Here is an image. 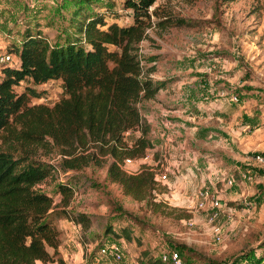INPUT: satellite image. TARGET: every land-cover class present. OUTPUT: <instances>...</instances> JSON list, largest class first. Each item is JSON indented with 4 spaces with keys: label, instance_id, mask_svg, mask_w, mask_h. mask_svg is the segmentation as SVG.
<instances>
[{
    "label": "rangeland",
    "instance_id": "obj_1",
    "mask_svg": "<svg viewBox=\"0 0 264 264\" xmlns=\"http://www.w3.org/2000/svg\"><path fill=\"white\" fill-rule=\"evenodd\" d=\"M32 1L36 7L30 6ZM74 1L0 0V41L6 45L12 41L18 43L23 18L25 23L33 24V19L36 25L48 29V37L53 41L58 29L68 25ZM124 1L107 2L118 14V22L123 24L131 20V9L124 6ZM148 11L151 24L138 44L141 50L137 49L144 75L153 65L149 75L164 81L163 87L191 74H205L219 81L216 85L225 91L221 97L231 98L226 101L229 112L220 116L234 122V126L244 124L240 136L245 139L234 144L222 135L213 137L216 142H222L210 152L203 151L196 142L188 145L184 141L183 148L188 154L198 152L195 155L201 160L197 164L200 171L206 172L205 166L211 165L209 171L215 167V176L203 178L200 174L191 190L190 178L183 179L186 185H179L175 183V173L167 169L168 178L156 182L148 199L140 200L123 192L117 182L109 179L106 165L90 163L46 178L39 187L53 198L54 205L47 219L59 232L58 256L66 263L89 262L92 251L100 243L119 241L124 255L114 264H147L148 253L158 258L163 250L170 249L178 251L185 264H256L258 261L264 264V249H261L264 248V164L254 160L255 153L264 152V0H154ZM17 62L18 56L11 61ZM25 87L35 91L29 97V105L51 107L68 96L59 78L42 83L22 80L15 89L20 92ZM149 98L138 103L146 120V114L158 116V111H150L161 106H153L155 101L166 105L157 97L148 103ZM236 108L241 109L240 114H234ZM172 130L176 132L173 127ZM141 133L139 127L129 129L125 138L131 143ZM145 135L151 141V146L146 148L149 158L145 165L151 164L148 166L163 171L168 162L167 148L159 143L160 138L151 131V124ZM168 142H172V136ZM0 149L54 165L61 160L58 147L52 142L26 144L9 136L5 129L0 130ZM235 157H242V164H235ZM138 160L140 157L135 161ZM136 165L140 170L142 164ZM229 177L233 179L232 184L227 182ZM62 181L73 185L68 205L63 204V194L58 188ZM176 185H179L177 189ZM201 188L208 189L225 203L217 218L223 230L219 241L210 231L212 210L196 207V192ZM78 211L91 219L90 227L84 232L67 216V212Z\"/></svg>",
    "mask_w": 264,
    "mask_h": 264
},
{
    "label": "trees",
    "instance_id": "obj_2",
    "mask_svg": "<svg viewBox=\"0 0 264 264\" xmlns=\"http://www.w3.org/2000/svg\"><path fill=\"white\" fill-rule=\"evenodd\" d=\"M153 1L125 0L131 20L123 24L108 0H75L68 25L58 29L53 41L44 26L33 19V24L25 23L23 18L18 43L5 46L18 62H0V130L26 144L52 142L61 160L54 165L0 149V264H35L36 260L85 264L66 263L58 256L59 232L47 219L53 198L38 184L58 171L67 173L90 163L106 165L109 179L123 192L140 200L152 196L156 181L150 166L126 173L119 162L124 157L139 158L151 146L145 135L150 124L138 103L154 96L164 81L151 78L153 65L144 75L137 49L151 24L148 10ZM30 6L36 7V2ZM52 78L63 81L68 96L51 107L29 105L35 93L31 87L15 89L22 80L42 83ZM138 127L142 133L130 143L125 133ZM58 188L68 205L73 185L62 181ZM67 216L82 232L90 227V216L84 212H67ZM146 262L164 264L151 253Z\"/></svg>",
    "mask_w": 264,
    "mask_h": 264
},
{
    "label": "crops",
    "instance_id": "obj_3",
    "mask_svg": "<svg viewBox=\"0 0 264 264\" xmlns=\"http://www.w3.org/2000/svg\"><path fill=\"white\" fill-rule=\"evenodd\" d=\"M217 83L219 84L220 82L213 80V78L205 74H191L180 77L171 83H166L163 88L158 90L155 97L164 101L166 105H162L163 103L155 101V97L149 98L148 100V103L155 101L153 106L156 104L161 105L159 109L150 110L151 112L158 111V116H156V118L153 113L148 114V116L146 114V117L151 124V131L160 138L159 143L167 148L168 162L166 168L168 170L171 169L175 173V183L179 185H186L187 183L183 179L190 178L189 184L191 185V190L194 180L200 176V174H203V178L211 176V174L215 176L213 171L216 168L214 167L209 171L211 165H209V168L208 165H206V172L200 171V167L197 164H200L199 162H201V160L198 155H195L198 152L194 150V154H188L183 148V145L185 146L184 141H186L188 145L189 142L190 144L196 142L198 147L203 151L210 152V150L213 151L217 143L221 144L222 142H216V140L212 139L213 137H220V135H222L225 139L227 137L228 142L234 144L245 139V136H242V139L240 136L245 126L244 124H241V126H234V122H227L220 116L223 112H229L226 101L229 102L231 98L221 97L225 91L221 89L220 86L218 87L216 85ZM215 94H218L219 97ZM240 110L241 109L236 108V113L234 114H240ZM172 127L176 132H173ZM224 132L228 133V135L224 134ZM171 136L172 142L169 143L168 139H170ZM157 145L159 144H156V146ZM204 147H206V149H204ZM244 155L242 156L243 158ZM242 157H235V164H242L240 161ZM207 161H210V159L208 158ZM214 161L219 160L214 158ZM146 162V159L140 158L136 164L143 165L147 164ZM182 180L183 182H181ZM179 185H176L175 189H177ZM35 264L43 263L40 260H36Z\"/></svg>",
    "mask_w": 264,
    "mask_h": 264
},
{
    "label": "built area",
    "instance_id": "obj_4",
    "mask_svg": "<svg viewBox=\"0 0 264 264\" xmlns=\"http://www.w3.org/2000/svg\"><path fill=\"white\" fill-rule=\"evenodd\" d=\"M5 46L6 43L0 41V62L4 61L11 63V61H13L17 57V55L13 52L6 50ZM140 50L141 48H138V51ZM232 97L233 99L237 100L236 96H232ZM148 156H149L148 154H144L140 158L148 159L149 158ZM135 160L136 158L134 157H124L119 162V165L126 173H135L139 170L136 168L137 161ZM254 160L260 165L264 164V153L263 152L255 153ZM150 168L154 172V180L156 182L165 181L168 178L166 167H164L163 171L157 170L153 165ZM227 182L229 184H232L233 183L232 177H229ZM224 204L225 203L222 201V199L219 196L211 193L208 189L201 188L196 192V207L198 208L208 207L212 210L211 214L209 215L210 231L216 241H219L223 235L222 225L217 221V218L222 212ZM123 255H124V250L122 243H120L119 241H111L109 243L104 242L98 247L95 254L92 256L91 261L89 262L86 261L85 264H114L115 261H120L123 258ZM158 258L164 264H185L179 252L173 249L163 250L158 255Z\"/></svg>",
    "mask_w": 264,
    "mask_h": 264
}]
</instances>
